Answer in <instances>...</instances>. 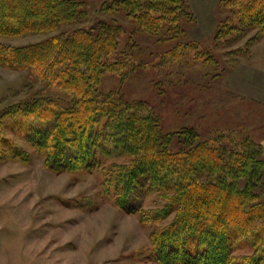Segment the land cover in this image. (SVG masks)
Returning a JSON list of instances; mask_svg holds the SVG:
<instances>
[{"label":"trees","instance_id":"trees-1","mask_svg":"<svg viewBox=\"0 0 264 264\" xmlns=\"http://www.w3.org/2000/svg\"><path fill=\"white\" fill-rule=\"evenodd\" d=\"M219 4L227 15L217 22L215 46L232 45L250 30L244 47L264 36V0ZM99 10L106 18L89 27L58 30L85 20L83 0H0V36L49 33L25 44L0 40V67L26 71L30 82L28 96L0 108V160H31L2 132L22 128L47 170L98 172V194L153 227L147 239L155 264H264L262 146L245 138L227 148L223 133L198 124L166 130L147 102L112 86L157 65L155 59L219 65L213 52L185 36V24L195 22L190 5L104 0ZM142 35L157 46L172 43L147 53L137 40ZM145 193L154 194L155 206L142 205Z\"/></svg>","mask_w":264,"mask_h":264},{"label":"rangeland","instance_id":"rangeland-1","mask_svg":"<svg viewBox=\"0 0 264 264\" xmlns=\"http://www.w3.org/2000/svg\"><path fill=\"white\" fill-rule=\"evenodd\" d=\"M83 1L85 20L58 30L89 27L97 18H106L99 10L104 0ZM186 1L195 16V22L185 24L186 38L213 52L219 65H176L155 59L157 65H147L112 86H122L127 99L147 102L166 130L198 124L209 134L223 133L227 148L253 139L262 146L264 157V36L244 47L255 33L250 30L236 43L217 47L214 35L217 22L227 15L224 6L219 0ZM48 34L0 40L25 44ZM137 40L147 53L162 52L172 43L157 46L144 35ZM146 59L151 60L149 55ZM29 83L26 71L0 67V108L28 96ZM29 121L45 124L37 118ZM22 131H2L24 147L31 160H0V264H155L147 239L153 227L141 224L138 214L114 206L111 195L98 194L102 179L98 172L47 170ZM144 196L145 208L155 206L154 194Z\"/></svg>","mask_w":264,"mask_h":264}]
</instances>
